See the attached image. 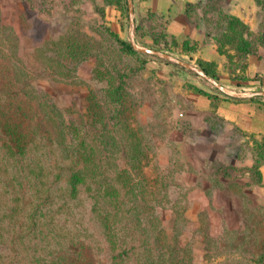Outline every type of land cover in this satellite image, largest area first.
Returning a JSON list of instances; mask_svg holds the SVG:
<instances>
[{"label":"rangeland","instance_id":"obj_1","mask_svg":"<svg viewBox=\"0 0 264 264\" xmlns=\"http://www.w3.org/2000/svg\"><path fill=\"white\" fill-rule=\"evenodd\" d=\"M144 1L132 27L128 0H0V264H264L247 151L197 147L226 128L195 97H239L166 57L263 91L264 0L189 5L194 30Z\"/></svg>","mask_w":264,"mask_h":264},{"label":"crops","instance_id":"obj_2","mask_svg":"<svg viewBox=\"0 0 264 264\" xmlns=\"http://www.w3.org/2000/svg\"><path fill=\"white\" fill-rule=\"evenodd\" d=\"M206 0H145L144 7L156 14H169L171 29L181 30L192 29L194 24L191 19L186 18L187 6L202 3ZM250 0H230L225 4L224 11L240 15L248 9H243V5L249 6ZM229 5V6H228ZM175 30V29H174ZM183 33L176 32L179 36ZM257 91V90H253ZM260 91V90H259ZM262 91V90H261ZM264 91V90H263ZM263 96L243 97V98H217L216 106H211L212 99L199 95L195 97V105L202 113H207V118L216 116L223 122L225 130H212L209 127L203 128L201 136L202 142L197 143V147H204L206 154L213 157L217 163L225 164L229 161V153H236V150L247 151V158L235 156L232 162L234 168L254 169L257 178L260 180L256 185L258 194L264 196V98ZM203 150V151H204ZM237 157V159H236Z\"/></svg>","mask_w":264,"mask_h":264},{"label":"water","instance_id":"obj_3","mask_svg":"<svg viewBox=\"0 0 264 264\" xmlns=\"http://www.w3.org/2000/svg\"><path fill=\"white\" fill-rule=\"evenodd\" d=\"M128 7H129V13H130V17H131V26L133 27L134 26V19H133V0H128ZM133 43L135 46L136 43L135 41L133 40ZM138 47V46H137ZM139 48V47H138ZM156 53H159V52H156ZM165 55V54H163ZM166 57L170 58L171 60H173L174 62H178L180 63L181 65H184L188 68H191L193 71L197 72L198 74H200L201 76H203L204 78H206L207 80L211 81L213 84H215L218 88H220L222 91L224 92H227L226 88L223 87L222 85H220L218 82H216L214 79H211L209 76H207L202 70L200 69H197L193 66H191L190 64L188 63H185V62H182L174 57H171L169 55H166ZM253 96H264V91H256V92H251V93H248V94H245V95H238L237 97L239 98H243V97H253Z\"/></svg>","mask_w":264,"mask_h":264},{"label":"built area","instance_id":"obj_4","mask_svg":"<svg viewBox=\"0 0 264 264\" xmlns=\"http://www.w3.org/2000/svg\"><path fill=\"white\" fill-rule=\"evenodd\" d=\"M224 87V86H223ZM218 88V87H217ZM219 90H221L220 88H218ZM226 90H227V92H224V91H222L223 93H225V94H228V95H231V96H233V97H237L238 95H245V94H248V92H246V89H244V91L243 92H236V91H230V90H228V88L226 87ZM251 92H255V91H250L249 93H251Z\"/></svg>","mask_w":264,"mask_h":264},{"label":"trees","instance_id":"obj_5","mask_svg":"<svg viewBox=\"0 0 264 264\" xmlns=\"http://www.w3.org/2000/svg\"><path fill=\"white\" fill-rule=\"evenodd\" d=\"M126 4H127V0H126ZM124 44L126 45V47L131 48V45H129V44L125 43V42H124ZM259 180H260V177H259Z\"/></svg>","mask_w":264,"mask_h":264}]
</instances>
